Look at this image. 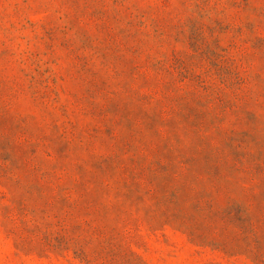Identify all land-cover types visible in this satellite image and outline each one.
Wrapping results in <instances>:
<instances>
[{"label": "rangeland", "instance_id": "obj_1", "mask_svg": "<svg viewBox=\"0 0 264 264\" xmlns=\"http://www.w3.org/2000/svg\"><path fill=\"white\" fill-rule=\"evenodd\" d=\"M0 264H264V0H0Z\"/></svg>", "mask_w": 264, "mask_h": 264}]
</instances>
